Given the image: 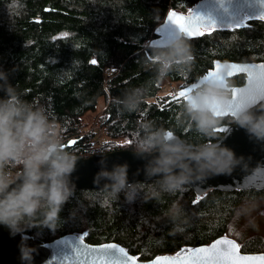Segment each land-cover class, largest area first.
Here are the masks:
<instances>
[{
	"label": "trees",
	"instance_id": "obj_1",
	"mask_svg": "<svg viewBox=\"0 0 264 264\" xmlns=\"http://www.w3.org/2000/svg\"><path fill=\"white\" fill-rule=\"evenodd\" d=\"M198 1L0 0V71L8 74L22 99L51 113L64 143L79 138L65 148L76 155L134 149L144 121L171 129L193 144L214 141L184 120L183 100H171V91L163 92L164 84L194 81L216 59L264 61V20L249 18L244 26L185 37L192 45V65L157 79L156 47L150 41L158 36V26L170 9L186 11ZM137 89L144 95L143 102L135 112L124 111L117 100ZM4 95L0 91V98ZM100 98L105 107L99 119L104 136L96 138V131H82L91 121L87 114L97 110ZM118 139L124 142L117 143ZM154 182L144 181L134 202H128L123 193L112 198L104 188L76 187L60 214L61 227L56 231L33 227L24 233L29 242L43 243L85 231L89 243L117 241L142 260L209 243L223 234L237 239L244 252L264 251L261 235L237 232L240 206L245 201H264V188L211 189L195 203L196 193L188 187L175 195L164 194L162 202L146 201L147 186ZM176 200L187 223L173 228L163 212Z\"/></svg>",
	"mask_w": 264,
	"mask_h": 264
},
{
	"label": "clouds",
	"instance_id": "obj_2",
	"mask_svg": "<svg viewBox=\"0 0 264 264\" xmlns=\"http://www.w3.org/2000/svg\"><path fill=\"white\" fill-rule=\"evenodd\" d=\"M153 56L159 80L173 71L190 68L194 61L192 45L180 30L154 48ZM190 89L183 99L181 115L197 133L215 142L208 139L193 144L179 140L171 129L156 127L153 121L142 122L133 152L146 161L145 180H155L147 186L146 201L162 202L164 194L175 195L213 176L245 169L251 158L238 156L223 143L232 127L223 129L227 134L222 139L216 135L222 126L218 112L230 113L231 124L244 129L250 139L264 143V109L249 104L232 114L229 81L202 77ZM0 91L5 93L0 98V225L12 235L33 227L56 231L61 227L60 214L76 191L71 177L81 157L65 149L60 126L51 113L22 99L4 71H0ZM143 100L142 91L137 89L117 103L131 113ZM129 167L125 162L113 164L109 170L106 159H101L95 182L104 181V190L112 198L123 193L128 202H134L144 181L131 182ZM163 215L173 228L187 223L179 200L173 201ZM34 251L22 243V261L31 264Z\"/></svg>",
	"mask_w": 264,
	"mask_h": 264
},
{
	"label": "water",
	"instance_id": "obj_3",
	"mask_svg": "<svg viewBox=\"0 0 264 264\" xmlns=\"http://www.w3.org/2000/svg\"><path fill=\"white\" fill-rule=\"evenodd\" d=\"M172 12H176L178 16L194 17L196 15H202L211 19L214 22V27L209 29L207 27H201V32L211 31L218 28H234L237 26H244L246 21L250 18H261L264 20V0H199L189 12L170 9L163 21L158 26L157 32L158 38L150 41L152 46H159L168 36L179 30L178 26L169 21V17ZM40 21V19H35ZM185 36V35H184ZM201 35H194L187 38H196ZM95 60V59H94ZM227 72L231 65H236V69H232L233 75L245 74V82L241 85L232 87L236 90H245L252 83V75L255 74L260 77L261 83L264 84V61H232V60H220L216 59L213 63V68L208 72L216 71V66ZM239 68H246L247 71H239ZM207 72V73H208ZM205 73L200 78L207 75ZM231 76V77H232ZM200 78L198 80H200ZM230 77H227V79ZM197 80V81H198ZM197 81L189 84L181 90L190 88ZM179 94V93H178ZM176 94L171 100L179 99V95ZM257 109H264V93L261 94V98L253 104ZM230 113L222 116H229ZM232 127L230 135L223 141L224 145L233 149L238 156H244L246 159L251 160L246 164L245 169L241 170L237 168L231 175H218L209 178L203 184H196L190 186L196 193L195 203L209 190L219 189L231 191L234 189H262L264 188V143L256 142L249 138V135L244 129L238 128L231 123L222 124L221 129L218 130L221 135L219 138H223L227 133L223 129ZM175 136L179 140H183L178 134ZM79 138H73L64 143V147H71ZM184 141V140H183ZM215 142V140L213 141ZM134 149L122 148L115 149L107 152H94L89 155L77 154L81 157L77 163L76 171L72 174L71 180L77 188L82 189H103L104 181L95 182L96 174L100 171L101 159H106L109 170L113 164H123L127 162L129 164V180L146 181L143 172L146 161L138 158L133 152ZM154 180V179H152ZM85 231H74L59 236L53 240L43 243H31L27 240L29 235L27 233H18L12 235L10 230L0 225V264H26L21 259V244L26 242V245L35 249L33 252V259L31 264H114L115 261H126V258L120 253H91L85 256H81L77 259L75 255V249L81 245L89 246L90 248L100 249L106 245H116L119 248H123L129 256L135 257L134 264H153L154 261L165 257H175L186 249H197L201 247H211L217 240L227 237L232 239L236 243L239 241L227 234H223L209 243L200 244L196 246H188L175 253H162L155 257L142 260L136 255L128 251L121 243L117 241H106L102 243H89L86 239ZM241 247V245H240ZM242 253H245L241 249ZM252 255H262L264 251L246 252ZM99 257V259H98Z\"/></svg>",
	"mask_w": 264,
	"mask_h": 264
},
{
	"label": "snow or ice",
	"instance_id": "obj_4",
	"mask_svg": "<svg viewBox=\"0 0 264 264\" xmlns=\"http://www.w3.org/2000/svg\"><path fill=\"white\" fill-rule=\"evenodd\" d=\"M169 21L178 26L179 30L187 37L194 35H204V32L200 31L201 27H207L209 29L214 27V22L211 19L202 15H196L194 17L178 16L176 12H172ZM239 27V26H237ZM91 63L95 64L93 60ZM264 67V66H262ZM217 70L208 72L205 79L217 78L222 81H227V77L233 75L232 69H236V65H231L227 72L223 71L219 65L216 66ZM239 71H247L246 68H239ZM191 91L190 88L181 90L179 97L183 98ZM233 92V108L232 114L239 111L241 108L248 106L249 104H255L264 93V84L261 83L260 77L253 74L252 83L245 90L232 89ZM220 116H224L227 113H217ZM130 142V141H129ZM120 253L126 261L122 262L117 260L114 264H134L135 257L129 256L123 248H119L116 245H106L100 249L90 248L81 243L79 247L75 249V257L79 259L81 256L87 258L91 253ZM99 259V257H98ZM153 264H264V254L252 255L241 252V247L238 243L227 237L217 240L211 247H201L197 249H186L175 257H165L154 261Z\"/></svg>",
	"mask_w": 264,
	"mask_h": 264
},
{
	"label": "rangeland",
	"instance_id": "obj_5",
	"mask_svg": "<svg viewBox=\"0 0 264 264\" xmlns=\"http://www.w3.org/2000/svg\"><path fill=\"white\" fill-rule=\"evenodd\" d=\"M177 86V84H175ZM176 88L172 85H167L163 90L165 92L174 91ZM104 100L100 98L97 110L95 112H91L87 114L88 121L91 119L93 122H89L90 124L84 126L83 133L87 131H96V138H103L104 132L99 124L100 116L104 113ZM98 136V137H97ZM123 139H118L117 143H123ZM240 225L237 229V232L240 235L249 233L247 236L251 234H259L264 238V201L262 200H253V201H245L240 206Z\"/></svg>",
	"mask_w": 264,
	"mask_h": 264
},
{
	"label": "flooded vegetation",
	"instance_id": "obj_6",
	"mask_svg": "<svg viewBox=\"0 0 264 264\" xmlns=\"http://www.w3.org/2000/svg\"><path fill=\"white\" fill-rule=\"evenodd\" d=\"M192 8H190V9H188V10H186L185 12H189L190 10H191ZM159 37V34H158V36L156 37V38H158ZM211 68H213V67H209L208 69H206V71H204L196 80H194V81H190V82H184L185 80H181V79H179V80H173V81H168V82H166L165 84H164V87L165 86H167V85H172V86H174L176 89L174 90V91H171V97H173V96H175L176 94H178L180 91H181V89H183V88H185L186 86H188L189 84H191V83H193V82H195V81H197L202 75H204L205 73H207L208 72V70L209 69H211ZM245 78H246V75L245 74H239V75H235V76H232V77H230V78H228L227 79V81H229L230 82V85L232 86V87H234V86H237V85H241V84H243L244 82H245ZM175 84H177V86L175 85ZM163 92L164 93H167V92H165V90H163ZM169 92V91H168ZM170 97V98H171ZM179 100H183V98H179ZM221 118H227V119H231V115H229V116H225V117H221ZM227 123H231V122H227ZM223 124H225V123H223Z\"/></svg>",
	"mask_w": 264,
	"mask_h": 264
},
{
	"label": "bare ground",
	"instance_id": "obj_7",
	"mask_svg": "<svg viewBox=\"0 0 264 264\" xmlns=\"http://www.w3.org/2000/svg\"><path fill=\"white\" fill-rule=\"evenodd\" d=\"M178 74V73H177ZM179 75V74H178Z\"/></svg>",
	"mask_w": 264,
	"mask_h": 264
},
{
	"label": "built area",
	"instance_id": "obj_8",
	"mask_svg": "<svg viewBox=\"0 0 264 264\" xmlns=\"http://www.w3.org/2000/svg\"><path fill=\"white\" fill-rule=\"evenodd\" d=\"M63 136V135H62Z\"/></svg>",
	"mask_w": 264,
	"mask_h": 264
}]
</instances>
